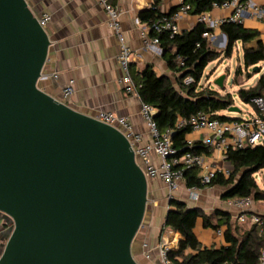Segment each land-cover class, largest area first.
I'll list each match as a JSON object with an SVG mask.
<instances>
[{"label":"water","instance_id":"95a60500","mask_svg":"<svg viewBox=\"0 0 264 264\" xmlns=\"http://www.w3.org/2000/svg\"><path fill=\"white\" fill-rule=\"evenodd\" d=\"M49 49L28 2L0 0V264H139L147 179L121 131L39 88Z\"/></svg>","mask_w":264,"mask_h":264},{"label":"crops","instance_id":"0c3cea01","mask_svg":"<svg viewBox=\"0 0 264 264\" xmlns=\"http://www.w3.org/2000/svg\"><path fill=\"white\" fill-rule=\"evenodd\" d=\"M253 1L259 4L263 2V0ZM107 2L118 11L120 33L132 55L130 70L139 73L145 67L152 66L157 76H165L177 86L174 74L163 60L164 52L148 49L145 46L146 41L150 39L149 30L146 24L139 21L138 15L151 7L152 0H107ZM181 3L182 0H163L161 12L167 15L172 9L177 10ZM28 5L36 17L42 14L49 16V22L44 29L50 41V49L39 80V88L86 116L94 118L102 111L125 117L134 132L142 137V143L149 144L151 136L140 113L141 101L138 95L126 94L120 83L123 71L117 61L120 52L119 41L114 32L107 27V14L100 0H28ZM211 14L214 17H226L230 12L212 10ZM178 24L180 33H183L191 30L197 22L194 16H189L181 19ZM243 27L258 34L256 40L245 47H255L256 42H261L264 49V23L246 18ZM215 37L212 43L218 44L219 49H224L226 38L223 39L220 30L215 32ZM238 46L242 48L243 54L244 46L237 43L235 48ZM53 74L58 75L56 80L52 78ZM69 80L74 81L75 92L70 99L63 100L61 89ZM211 87L208 89L216 91L215 87ZM201 88L199 86V90ZM255 116L254 111L253 115L247 117ZM206 137V132L189 133L186 141H191L193 145L196 143L202 145ZM150 158L153 164L158 165L159 160L154 155ZM208 158L212 156L208 155ZM214 161L221 167L229 166L227 161L218 158ZM148 181L157 182L160 191L155 194L148 187V220L139 229L132 248L139 264H159L157 260L159 242L167 240L171 243L173 251L177 249L181 238L179 234L169 229H164L161 233L168 207L167 190L159 180ZM221 195L222 190L218 187H204L200 189L199 200L196 203L188 201L184 188H181L176 196L188 208L200 209L206 216L219 211L224 213L229 216L232 230L237 227V232L233 230V233H236V236L242 235L250 225L247 224L248 222L242 224L237 220L238 213L229 205L232 200H222ZM251 214L264 216V204L254 203ZM217 222V219H213V224ZM220 224L215 230L205 229L202 219L196 220L194 234L203 247L219 246L220 248L225 245L223 238L225 226L222 222ZM216 230L221 231V236L216 234ZM216 240L218 241L215 243ZM147 255L150 256L149 259Z\"/></svg>","mask_w":264,"mask_h":264},{"label":"trees","instance_id":"16d2710c","mask_svg":"<svg viewBox=\"0 0 264 264\" xmlns=\"http://www.w3.org/2000/svg\"><path fill=\"white\" fill-rule=\"evenodd\" d=\"M224 0H182L191 8V15L211 12L212 5H220ZM163 0H152L148 10L140 12L138 19L147 25L149 37L157 38L163 53V60L168 69L174 74L176 85L165 76H157L152 66L145 67L141 72L131 75L137 88L140 101L155 109L154 122L160 131L173 132L172 142L177 153L190 151L195 154H209V151L201 144L192 147L186 145V137L190 133L188 120L198 112H205L213 119L220 121H233L221 115L233 106V99L229 94L221 96L216 91L208 88L199 90V83L209 63L219 57L229 58L237 43L244 46L242 60L246 69L254 68L264 63V49L261 42H256L255 47H245L254 42L258 37L257 32L247 30L241 24L224 23L220 31L226 38V45L221 52L211 49L203 35L210 30L196 24L191 30L173 37L168 34H155L152 24L162 16ZM172 9L169 14L175 12ZM182 59V65L178 61ZM259 72V71H258ZM257 72V73H258ZM192 79V83L185 85L183 81ZM264 95V73L257 84L247 90L241 89L237 97L242 102L250 104L254 97ZM257 117H263L252 106ZM179 121L183 122L178 127ZM226 161L232 167L228 177L217 175L208 187H218L222 190V200L251 199L253 203L264 204V190L256 183L255 175L264 170V144L255 147H245L240 150L230 151ZM186 187L199 185L196 170L185 172ZM264 222V216H260ZM197 219H202L205 229H217L222 224L225 226L223 233L224 246L220 248L203 247L194 234ZM213 219L218 222L213 224ZM250 227L241 235L236 236L237 227L232 230L229 216L222 212H215L210 216L204 215L200 209H190L183 201L173 199L168 201L167 212L164 218L163 229H169L180 235L177 249L169 253L170 259L175 264H258L259 252L264 248V233L259 234V227L247 221Z\"/></svg>","mask_w":264,"mask_h":264},{"label":"built area","instance_id":"2783aa9c","mask_svg":"<svg viewBox=\"0 0 264 264\" xmlns=\"http://www.w3.org/2000/svg\"><path fill=\"white\" fill-rule=\"evenodd\" d=\"M25 1L28 2V0ZM100 4L107 14V27L114 32L119 41L120 52L117 56V61L123 71L120 83L123 85L126 94L137 95V88L130 71L132 55L120 33L118 11L110 6L107 0H100ZM212 10L229 11L230 15L226 17H214L211 14ZM212 10L211 12L194 15L197 24H202L210 30V32L203 35V38L209 43L215 41V32L220 30L224 23L243 25L246 18L264 23V0L260 4L253 0H224L220 5L213 4ZM189 16H193L191 15L190 6L181 3L175 12L157 19L152 24V29L155 34L166 33L170 37H173L180 34L179 21ZM37 21L39 26L44 29L49 22V16L42 14L40 17H37ZM147 29L145 30L147 31ZM145 46L148 49H158L162 52L159 49L157 38H150L146 41ZM178 61L182 65V59L178 58ZM52 78L56 80L58 75L53 74ZM183 83L188 85L192 83V79L187 78ZM74 92V81H67L61 89L62 99H70ZM250 103L259 114L264 115V95L252 98ZM140 113L150 132L151 142L149 144L142 143V137L134 132L132 125L125 117L101 111L98 112L94 119L119 131L120 129L124 130V133H122L128 139L136 162L143 171L144 176L147 180H159L163 183L167 190V201L177 199L176 195L180 192L181 188H184L188 201L196 203L199 200L201 188L197 186L186 187V179L184 177L186 171L196 170L199 185L201 187H208L217 175L228 177L232 172L230 165L221 167L215 163V158L226 161L227 154L230 151L264 144V116H255L240 121H220L213 119L208 113L198 112L188 120L190 133H207L202 146L210 151V154H195L190 151H184L179 154L173 147V132L170 130L160 131L157 128L154 122L155 109L141 102ZM177 126L182 127L183 122L179 121ZM186 145L188 147L193 146L191 141H186ZM151 155H154L159 160L158 165L152 163ZM208 155L212 156V158H208ZM229 205L238 213L237 220L240 223L244 224L249 221L251 224L259 227V234L264 233V222L260 216L251 214L254 205L251 199H235ZM216 234L221 236L222 233L220 230H216ZM171 251V243L167 240H161L157 248L158 263L175 264L169 256ZM146 257L149 259L150 256L147 255ZM257 261L258 264H264V248L260 250Z\"/></svg>","mask_w":264,"mask_h":264},{"label":"rangeland","instance_id":"374dc122","mask_svg":"<svg viewBox=\"0 0 264 264\" xmlns=\"http://www.w3.org/2000/svg\"><path fill=\"white\" fill-rule=\"evenodd\" d=\"M210 47L216 52H221L223 50L219 49L218 44L210 43ZM252 70L253 68L246 69L243 66L242 48L238 46L233 50V53L229 58L219 57L208 64L199 86L202 88L213 86L221 96L229 94L233 99L232 107L237 108L239 113H229L226 111L223 112V115L230 119L246 120L248 115L254 114V110L250 104L244 103L238 99L237 92L241 89L247 90L253 88L257 84L258 79L264 73V63L258 64L255 72H252ZM220 76H224L225 78L223 88L213 85L214 81ZM120 131L124 133L123 129H120ZM255 180L258 187L264 190V170L255 175ZM147 184L149 189L153 190L155 194L159 193L160 189L157 182L147 180ZM11 230L12 224L10 219L8 217H3L0 214V254ZM217 241L218 240H216L215 243ZM211 248H215V246H211ZM217 248H219V246Z\"/></svg>","mask_w":264,"mask_h":264}]
</instances>
